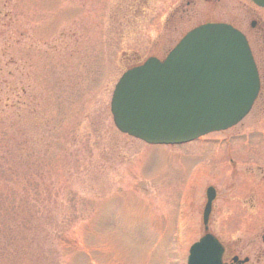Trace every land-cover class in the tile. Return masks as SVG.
I'll return each mask as SVG.
<instances>
[{"label": "rangeland", "instance_id": "rangeland-1", "mask_svg": "<svg viewBox=\"0 0 264 264\" xmlns=\"http://www.w3.org/2000/svg\"><path fill=\"white\" fill-rule=\"evenodd\" d=\"M144 1L0 0V264H185L208 187L207 232L259 252L264 111L164 146L119 133L109 110L132 62L162 59L194 22L244 21L228 1L180 27L164 18L175 0Z\"/></svg>", "mask_w": 264, "mask_h": 264}, {"label": "water", "instance_id": "water-1", "mask_svg": "<svg viewBox=\"0 0 264 264\" xmlns=\"http://www.w3.org/2000/svg\"><path fill=\"white\" fill-rule=\"evenodd\" d=\"M250 1L264 8V0ZM258 88L245 38L230 26L205 24L185 34L163 60L147 58L126 70L113 88L109 110L122 134L147 145H181L238 124ZM214 198L208 187L204 233L190 246L186 264H222L223 248L207 232Z\"/></svg>", "mask_w": 264, "mask_h": 264}, {"label": "flooded vegetation", "instance_id": "flooded-vegetation-1", "mask_svg": "<svg viewBox=\"0 0 264 264\" xmlns=\"http://www.w3.org/2000/svg\"><path fill=\"white\" fill-rule=\"evenodd\" d=\"M130 1H131L130 6H127L126 8L130 10V13H134V14H137L139 7L145 4L144 0H130ZM228 1H232L230 7H232L231 8L232 10L236 11V14L231 15V17L232 18L240 17L241 22L244 21L243 26L240 28L245 29V31L248 33L251 32L253 33V36L255 37L254 43L256 45L254 48L251 47L252 44L250 43V38L247 37V35L245 34V32H243V30L235 26V24L237 23H235L234 21L231 20L225 21V19L221 21H216L215 19V21L208 20L204 22H194L196 19L199 18V15H204V16L205 14L210 15L206 17L212 19L216 9L221 7L224 2H228ZM173 4H174L173 11H170L171 10L170 8H168L165 11L166 13V16L164 17L165 19H167L170 12H172L173 15L178 14L181 17L179 19L180 27L188 23H192V22L196 23L195 25L183 31V33H181L180 38L191 29L206 23H224L230 25L234 29L238 30L245 37L255 64V68L259 80V90L257 93V97L253 103V106L256 107V110H259V113L263 112L264 111V8L253 4L250 0H175ZM247 17L249 21L246 20ZM246 22L249 23H247L246 25ZM172 31L173 28L166 35H170ZM256 161L260 163V160L256 159ZM261 168H262L261 165L256 166V169L258 171L262 170ZM222 246H223V255H222L223 264H238V262H242V261L244 262L240 264H251L250 260L252 259L251 258L252 256H254L255 261L253 260L251 261L253 263H259L264 257V232L260 238L259 252H255L253 254H244L242 257H240L241 254L236 252V249H234L235 245L233 246L232 252L227 251L228 247L226 245L222 244ZM254 246L255 244L252 241L251 247ZM230 253L232 254L230 255V258L227 259L228 254Z\"/></svg>", "mask_w": 264, "mask_h": 264}, {"label": "trees", "instance_id": "trees-1", "mask_svg": "<svg viewBox=\"0 0 264 264\" xmlns=\"http://www.w3.org/2000/svg\"><path fill=\"white\" fill-rule=\"evenodd\" d=\"M137 63H138V61L136 60L135 62H132L129 66L136 65Z\"/></svg>", "mask_w": 264, "mask_h": 264}]
</instances>
